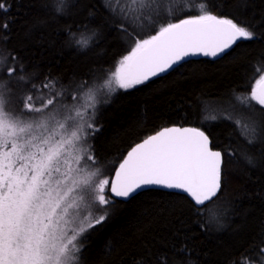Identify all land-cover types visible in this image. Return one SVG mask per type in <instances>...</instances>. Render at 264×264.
<instances>
[{
	"label": "trees",
	"instance_id": "1",
	"mask_svg": "<svg viewBox=\"0 0 264 264\" xmlns=\"http://www.w3.org/2000/svg\"><path fill=\"white\" fill-rule=\"evenodd\" d=\"M197 2L171 0V6L189 9ZM240 2L208 0L213 14L254 24L259 38L239 42L217 60L190 59L166 75L132 89L118 90L102 106L96 122L98 131L91 137L95 169L110 165L107 177L112 178L127 151L145 136L164 126L198 127L210 135L214 147L223 151L230 146L233 151V156H225L226 178H222L219 194L203 207H197L184 194L160 189L145 190L128 201L122 200L116 215L103 227L89 230L84 264H136L141 258L155 264L158 255L166 256L168 264H186L188 260L193 264H233V261L241 264L242 259L245 264H261L264 145L259 142L248 145L232 120L210 119L214 106L232 102L236 95H249L256 80L264 75V0H243L246 7H238ZM6 3L10 5L7 11L0 10V37L8 39L6 42L0 39V55L10 52L18 62L9 57L0 65V73L4 74L3 81L17 79L10 87L19 95L17 102L22 107L20 98L28 95L34 99L39 95L52 98L53 92H60L56 100L64 97L68 100L72 92H79L114 70L134 47V42L122 36L101 0H67L64 15L45 7L53 0H6ZM218 4L223 7L217 8ZM187 15L180 13L178 18L160 23H176ZM5 23L7 30L3 28ZM84 26L96 31L97 36L82 51L76 41L81 38ZM69 33L76 34L75 38ZM153 34L152 30L132 33L134 39H146ZM7 68L16 69L14 78L8 77ZM21 76L23 80L19 79ZM53 79L58 80L56 87L45 89L43 84ZM81 84L85 87L81 88ZM254 108L261 111L264 106ZM244 152L254 157V167L241 158ZM205 221L210 223L202 228L200 225ZM216 221L223 226L218 227ZM184 245L188 252H179Z\"/></svg>",
	"mask_w": 264,
	"mask_h": 264
},
{
	"label": "snow or ice",
	"instance_id": "2",
	"mask_svg": "<svg viewBox=\"0 0 264 264\" xmlns=\"http://www.w3.org/2000/svg\"><path fill=\"white\" fill-rule=\"evenodd\" d=\"M101 3L122 36L134 42V47L119 60L107 79L99 86L94 83L88 88L85 103L73 110L74 115H64L63 105L44 114L61 95L53 92L52 98L46 101L43 96L20 98L24 110L41 114L28 119L23 112L8 108L11 101L0 91V264H84L89 230H98L97 226L103 227L116 215L118 204L123 202L117 198L134 197L146 186H161L179 190L195 205H204L217 195L222 178H226L225 156H233L230 146H225L223 151L213 150L210 135L191 127L164 128L148 136L127 153L111 181L96 179L102 174L100 169L87 171L79 167L86 152L83 142L98 131L91 122L98 111L97 103L110 102L118 90L142 85L150 77L173 69L185 57L195 54L218 57L227 54L240 40L259 38L254 24L213 14L208 0H198L189 9L172 7L171 0L167 4L166 0H101ZM246 6L243 0L238 4V7ZM9 7L6 0L0 2V10L7 11ZM45 7L64 15L68 5L67 0H53ZM188 11L198 14L187 15ZM180 13L187 18L176 23H160L176 19ZM7 27L5 23L3 28L7 30ZM147 30L155 34L146 39L133 38L132 33ZM69 35L75 38L76 34ZM96 36V31L84 26L81 38L76 41L77 47L86 50ZM0 39L6 42L8 37ZM9 57L18 62L9 52L0 55V64ZM19 67L23 70L24 66ZM6 70L10 75L16 71L15 68ZM57 83L56 79L48 80L43 87L54 89ZM101 91L107 99H97ZM235 99L247 109L255 107L251 101L264 106V75L256 80L250 95H236ZM261 113L264 114V108ZM222 118L237 125V131L248 145L254 146L257 142L264 145V128L260 125L242 123L230 115ZM240 155L249 166H255L253 156L246 152ZM261 155L264 156V149ZM87 159L94 161L90 155ZM196 212L200 214V209ZM207 223L210 222L200 226L203 228ZM216 223L218 227L223 226L219 221ZM178 251L188 252L187 246H181ZM260 259L264 264V254ZM136 264H148V261L141 258ZM155 264H168V258L158 255ZM186 264L193 262L188 260ZM241 264H245L243 259Z\"/></svg>",
	"mask_w": 264,
	"mask_h": 264
},
{
	"label": "rangeland",
	"instance_id": "3",
	"mask_svg": "<svg viewBox=\"0 0 264 264\" xmlns=\"http://www.w3.org/2000/svg\"><path fill=\"white\" fill-rule=\"evenodd\" d=\"M114 70H115V68H114ZM114 70H112V71H114ZM110 73L107 74L104 78L96 80L95 82H92L88 87L80 90L79 92H77V93L72 92L71 94H69L70 96H69L68 100L64 99L65 97L61 98V99H57L54 102L53 105L48 106V108L44 110V114L46 115V114H48V113H50L52 111L60 109L61 106L63 105L64 106V110H63L64 111V115H74V111L73 110L76 109V108H79L82 104L85 103L86 96H87V93H88V88L90 86H92L94 83H95V85L99 86L103 82V80L108 78ZM3 76H4V74L0 73V82H2V84H3V87H0V91L3 92V94H4L6 99H9L11 101V103L7 107L9 109H15V111L17 113L23 112L24 115H25V118H28V119L38 118L41 114L27 112V110H24L23 107L21 105H19V103L17 102V99H18L19 95H16L17 93H15L13 88L10 87V85L13 82V80L17 81V79L14 78L15 77L14 74L13 73L11 75L8 74V77H13L14 78L13 80L10 79V78H5V81H3L4 80ZM66 95L68 96V94H66ZM114 95L112 96V98L114 97ZM39 96H42V95H39ZM43 98L46 101L49 97H43ZM97 99L98 100L107 99V96H106V94H104L103 91H101V92H98ZM108 103H97L96 108L98 109V111L96 112L95 118L91 121L95 125V127H97L96 126V122H97V119L99 117L100 110H101L102 106L104 107ZM251 104H253L256 107H258V104L255 101H251ZM36 106L39 107L40 105L37 104ZM91 111L92 110L89 109V116L91 115ZM212 111L213 112L211 113L212 116H210V119L213 116L217 117V119H220L223 116L225 117V116H229L230 115V116H232L235 119L241 120L242 123L245 122V121L251 122V123L255 122L256 124L260 125L261 128H264L263 114L261 113V111H259L256 108H253V109L244 108L243 106H241L239 104V102L236 99H233L232 102L231 101L226 102V103L220 102L216 106H214ZM60 118H62V117H58V119H60ZM87 131L91 132V130H87ZM92 135L93 134L88 136L86 141L83 142V144H82V147L84 149H86V152L82 154L84 158L81 160L80 165H79V167H81V168H86L87 171H95L96 170L95 166L92 163L93 160H88L87 159V157L89 155L94 157L93 153H92V143H91L92 142L91 141ZM110 170H111V166L110 165H106V166L102 167L101 168V173L102 174L99 177L101 179L107 178V179L110 180L111 178L107 177V174H109ZM106 191H107V189L105 190V192Z\"/></svg>",
	"mask_w": 264,
	"mask_h": 264
},
{
	"label": "water",
	"instance_id": "4",
	"mask_svg": "<svg viewBox=\"0 0 264 264\" xmlns=\"http://www.w3.org/2000/svg\"><path fill=\"white\" fill-rule=\"evenodd\" d=\"M241 41H243V40H240V41H238L237 43H239V42H241ZM237 43H236V44H237ZM236 44H235V45H236ZM235 45H234V46H235ZM234 46H233V47H234ZM233 47H232V48H233ZM232 48H231V49H232ZM231 49H230V50H231ZM230 50H228V51H230ZM228 51H227V52H228ZM223 55H224V54H222L221 56H218V57L205 56V55H203V54L190 55V56H188V57H185L183 61H181V62H179L177 65H175V66L173 67V69H169V70H167V71H165V72L159 73L157 76L150 77V79H151V78L158 77V76L166 75L168 72H170L171 70H174L175 68H177L178 66H180L181 64H183L184 62H186L187 60H190V59L207 57V58L212 59V60H217V59L221 58ZM170 127H191V128H198V127H195V126H189V125H171V126H164V127L160 128V129H158L157 131H155V132H153V133H151V134L145 136L143 139H141V140L138 141L137 143H135V144H134V145H133V146L127 151V153H128L129 151H131V149H132L133 147H135L137 144L142 143L144 139H147L148 136L155 135L157 132L162 131L164 128H170ZM201 130H202V129H201ZM202 131H204V130H202ZM210 139H211V138H210ZM212 147H213V150H221V149H219V148L214 147L213 145H212ZM221 151H222V150H221ZM127 153L125 154L124 158L122 159V161H121L120 163H122L123 160L127 157ZM120 163H119V164H120ZM118 167H119V165L117 166V168H118ZM117 168H116V169H117ZM116 169H115V170H116ZM114 176H115V171H114V174H113L111 180L114 179ZM221 187H222V185H221ZM149 189H160V190H166V191H171V192L179 193V190H175V189H166V188H163V187H161V186H146L144 189L138 190V192H137L135 195H137V194H139V193H141V192H143V191H145V190H149ZM219 192H220V191H219ZM219 192L217 193V195L219 194ZM180 194H183V193H180ZM135 195H134V196H135ZM184 195H186V194H184ZM217 195H216V196H217ZM186 196H187V195H186ZM216 196H215V197H216ZM215 197H213L212 200H213ZM130 198H132V197H129V198H117V199H119V200H123V201H128ZM188 198H189V197H188ZM189 199H190V198H189ZM190 200H191V199H190ZM212 200H211V201H212ZM191 201H192V200H191ZM211 201H206L204 205H196V206H197V207H203V206H205L206 204H208V203L211 202ZM192 202L195 204L194 201H192Z\"/></svg>",
	"mask_w": 264,
	"mask_h": 264
},
{
	"label": "bare ground",
	"instance_id": "5",
	"mask_svg": "<svg viewBox=\"0 0 264 264\" xmlns=\"http://www.w3.org/2000/svg\"><path fill=\"white\" fill-rule=\"evenodd\" d=\"M237 44H238V43H237ZM235 46H236V45H235ZM233 48H234V47H233ZM233 48H232V49H233ZM232 49H231V50H232ZM228 52H229V51H228ZM224 55H225V54H224ZM224 55H223V56H224ZM223 56H222V57H223ZM171 71H172V70H171ZM171 71H170V72H171ZM168 73H169V72H168ZM137 195H138V194H137ZM130 199H131V198H130ZM130 199H129V200H130Z\"/></svg>",
	"mask_w": 264,
	"mask_h": 264
}]
</instances>
